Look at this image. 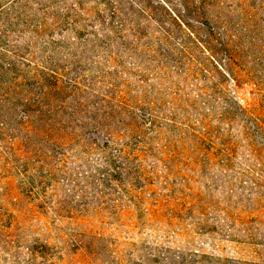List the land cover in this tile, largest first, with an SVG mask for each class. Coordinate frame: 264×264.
Listing matches in <instances>:
<instances>
[{"label": "rangeland", "instance_id": "1", "mask_svg": "<svg viewBox=\"0 0 264 264\" xmlns=\"http://www.w3.org/2000/svg\"><path fill=\"white\" fill-rule=\"evenodd\" d=\"M0 264H264V0H0Z\"/></svg>", "mask_w": 264, "mask_h": 264}]
</instances>
